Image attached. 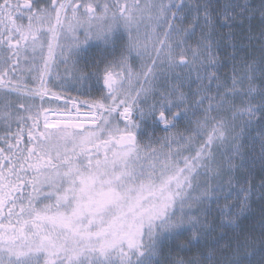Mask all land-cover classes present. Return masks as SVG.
<instances>
[{
	"label": "snow or ice",
	"instance_id": "snow-or-ice-1",
	"mask_svg": "<svg viewBox=\"0 0 264 264\" xmlns=\"http://www.w3.org/2000/svg\"><path fill=\"white\" fill-rule=\"evenodd\" d=\"M145 7L155 9L157 21L167 24L163 39L153 46L155 57L147 44L132 36ZM190 15L192 23L183 28ZM233 21L234 16L225 12L221 26L231 28ZM197 26L201 27L199 42L186 46ZM121 28L128 33V41L117 52L112 36ZM215 28L207 4H185L184 0L146 6L139 0L131 5L121 0H0V87H7L6 77L10 80L11 75H18L22 52L31 50L35 61L47 43L43 69L34 63L28 69L39 72V86L29 91L41 98L47 95L44 75L62 34L72 35V51L93 34L105 45H113L92 67L74 66L75 80H102L106 89L99 98L83 101L89 109L83 118L74 104L75 113L66 110L52 123L45 114L41 130L39 110L27 117H13L11 103L4 102L2 116L7 127L13 118L19 124L32 123L26 131L27 143L23 142L24 127L0 138L7 145L0 148V264H202L199 258H173L171 247L165 255V241L185 237L176 247L190 251L217 228L223 233L238 226L237 220L248 208L250 186L241 189L244 202L238 208L226 205L220 209L219 224L209 220L210 210L205 206L216 188L205 180L208 187L198 196L194 193L201 187L198 177L202 174L222 175L221 167L214 171L209 167L215 160L212 149L228 139L236 118L247 117L244 122L251 124L257 111L264 110V88L254 86L253 64L241 61L244 71L239 75L234 64L232 86L224 92L219 91L224 87L219 77L208 73V90L217 81L219 100L214 104L216 97L205 94L196 101L198 106L205 100L209 103L207 109L202 108L203 122L197 121L186 144L173 150L172 143L185 138L166 136L161 147L168 150L158 152L139 140L145 124L167 131L187 115V106L183 110L182 106L188 97L181 86H144L155 79L157 62L167 63L169 70L195 60L206 69L215 67L218 60L211 40ZM81 29L83 40L77 35ZM174 34L180 38L173 40ZM133 51L151 59L146 72H133L129 63ZM15 87L18 93L22 91L19 84ZM257 95L260 102L253 107L251 100ZM236 96L242 97L241 103L247 101L245 107H237ZM226 104L233 109L231 124L210 115ZM202 137L206 138L196 144ZM239 154L237 145L235 155ZM234 167L230 158L227 171ZM229 264L241 262L237 257Z\"/></svg>",
	"mask_w": 264,
	"mask_h": 264
},
{
	"label": "trees",
	"instance_id": "trees-1",
	"mask_svg": "<svg viewBox=\"0 0 264 264\" xmlns=\"http://www.w3.org/2000/svg\"><path fill=\"white\" fill-rule=\"evenodd\" d=\"M202 4H207L209 10L211 9L214 13L216 36L212 35L214 41L212 46H217L216 70L219 74V83L224 85L219 91L224 92L227 88H231L234 64L239 70L237 75L244 71L241 61L255 66L256 70L252 73L254 86L264 88V74L261 71L264 69V15H262L264 0H202ZM225 12L234 16L231 28L221 26ZM196 28L195 34H201L199 26ZM228 36H230L229 39H227ZM213 95L215 96L216 93ZM241 100L242 97H235L237 107L246 106L247 101L241 103ZM205 101L203 107L207 109L209 101ZM259 102V95L251 100L253 107ZM232 112L233 109L226 104L222 110H214L210 115L216 117L217 120L223 119L231 124ZM246 120L247 117H237L234 122L235 129H228V139L212 149L215 160L210 163L209 167L213 171L221 167L222 175L213 178L212 172H209L208 176L202 174L198 177L202 182L201 187L194 193L197 196L208 187L203 183L205 180L215 187L230 179L233 182L238 180L237 187L242 186L248 189L250 186L247 211L237 223L238 226L229 232L230 237L220 249L219 259L215 264H229L237 257L241 264H264V110L257 111L256 118L251 124L244 122ZM241 128H243L242 132ZM205 138H197L196 144L202 143ZM237 145L243 156L238 160L239 155H235ZM189 154V152L183 153L185 156ZM191 155H195V152L193 151ZM230 158L235 165L232 172L227 171ZM201 172L203 173V169Z\"/></svg>",
	"mask_w": 264,
	"mask_h": 264
},
{
	"label": "rangeland",
	"instance_id": "rangeland-1",
	"mask_svg": "<svg viewBox=\"0 0 264 264\" xmlns=\"http://www.w3.org/2000/svg\"><path fill=\"white\" fill-rule=\"evenodd\" d=\"M178 3L180 0H145L142 6L151 5V4H159V3ZM185 4H202V0H184ZM213 20L214 19V13L212 10H209ZM151 15V18L149 16ZM171 14L169 13V16ZM157 11L155 9H149L147 7L144 8L143 14H142V20L139 23L138 26H134L132 29V36H135L140 40L142 44L148 45V51L151 53L152 57H155V52L152 50L153 46H158L159 39H163L164 37V30L167 28V24H164L162 22H158L156 19ZM175 23L180 24V21H175ZM192 23V17L191 15L188 17L187 20L183 21L182 27L188 28L189 25ZM200 23H203V19L201 16ZM224 27V26H222ZM201 29V27H199ZM197 31V28L195 29ZM205 31H207L205 29ZM115 35H120V41L121 45L126 43L128 41V33L125 32L122 28L118 33H115ZM212 35L216 36L215 31L212 33ZM211 35V40L213 41V37ZM127 36V37H124ZM157 36V37H155ZM201 37V34H192L188 37L186 46L195 47L197 43L199 42ZM180 36L174 34L173 40L179 39ZM230 36H228L227 39H229ZM217 46H212V52L216 53ZM188 59L192 61V53L188 52ZM129 63L131 64L132 70L134 73H143L148 70V66L151 65L152 61L148 56L139 57L136 55V52L133 51L129 58ZM201 64L199 60H195L192 63L183 66L178 67L173 70H169L167 63H164L161 65L159 61L157 62V67L155 69L156 77L152 80V83L149 84L145 82V87H160L161 85L164 86H172V85H179L181 86V90L186 94L188 97L185 105L182 106V110L185 106H187V115L182 116L178 121H176V127L168 129L165 131L163 126H154L150 123H147L144 125L143 130L141 131V134L139 136V140L142 145H148L151 144V147H154L160 151H167V148H162V144L164 143V138L167 136L169 138H179L184 137V140H181L179 144L173 142L171 147L173 150H175L177 147H179L182 144L187 143V138L194 134L196 127H197V121L203 122L205 112L202 110L206 109V107L198 106L196 104V101L200 98L201 95H210L213 97V94L217 93V87L216 82H211V89L208 90V73L214 72L218 77L219 74L217 73L216 66L212 68L206 69L205 67L198 66V64ZM179 74V75H177ZM165 76H167V79H165ZM141 80L144 79V77L141 75ZM136 87H139V85H136ZM220 88L219 90H221ZM216 100L213 101L215 104ZM206 102V101H204ZM74 108V107H73ZM73 113L76 111L72 109ZM55 120L51 119L50 122H54ZM123 126V125H121ZM194 129V131H193ZM149 137L151 138L149 140ZM262 144V142H261ZM162 158V157H161ZM242 154H239L238 159H242ZM243 162V161H242ZM244 172V169H242ZM238 180H235V182L231 181L229 184V180L225 183H221L219 185L220 187L211 186L212 188H216V192L213 193L212 198L209 201L205 202V206L209 208V220H214L217 224H219V221L221 219L220 209L225 208L226 205H238L240 202H244L243 199V192L241 189L242 186L237 187ZM203 189L202 191H204ZM201 191V192H202ZM200 192V193H201ZM200 195V194H199ZM218 197V198H217ZM241 215L239 219L237 220V223L242 219ZM234 229V228H233ZM233 229H228L225 232H221L219 228H217L214 232H212L209 236L203 238L199 244L192 247L190 251L185 250L181 251L176 247L177 244L182 242L185 237H180L179 240H172V241H165L164 246V253L167 255L168 248L171 247L172 249V257L173 258H183L184 260H190L199 258L202 264H215L217 263L219 259V251L223 247L224 242L227 241V239L230 237L229 232ZM211 257V259H208V257Z\"/></svg>",
	"mask_w": 264,
	"mask_h": 264
},
{
	"label": "flooded vegetation",
	"instance_id": "flooded-vegetation-1",
	"mask_svg": "<svg viewBox=\"0 0 264 264\" xmlns=\"http://www.w3.org/2000/svg\"><path fill=\"white\" fill-rule=\"evenodd\" d=\"M111 2V0H109ZM127 2L129 5L133 4L134 0H121V4ZM145 0H139L143 5ZM77 35L83 40L84 32L79 30ZM127 37V36H124ZM135 37V36H133ZM157 37V36H155ZM120 35L113 34L112 40L114 46L119 52L121 45ZM59 46L54 48L53 59L50 61L51 67L45 73L44 79L46 81V88L48 94L43 98L30 92V89H35L39 86V72H29L28 69L35 64L39 69H43V57L48 55L47 43L44 45L42 53L36 54V59L33 61V53L31 50L21 53L20 68L18 75H11L9 80L5 78L7 87H0V138L5 134L11 135L18 131V128L24 127L25 134L23 142L27 143V128L31 126V120H26L23 124H19L15 118L11 121V127H7L3 119V105L5 101H9L12 105L11 111L13 117L16 115L29 116L34 115L37 110L40 112V127L44 126V115L50 113L65 112L76 107L79 108L81 115H85L89 109L83 104V101H93L100 97L101 93L106 91L103 81L97 82L95 78L87 81L74 79V66L84 68L85 65L92 67L97 59H100L102 54L108 52L113 47L112 44L105 45L102 39H98L94 34L91 35L87 43L79 45L78 50L72 51L74 39L71 34H62L59 41ZM63 51V55L61 52ZM27 57V59H25ZM102 67V65H101ZM19 84L22 88L21 92L16 91V85ZM27 85V88L23 86ZM55 93L56 95H53ZM24 105V109H31L25 111L20 109V105ZM74 104L76 107H74ZM74 107V108H73ZM63 114V113H61ZM49 123L50 122L49 120ZM15 142L14 140L12 141ZM3 140L0 139V148H6Z\"/></svg>",
	"mask_w": 264,
	"mask_h": 264
},
{
	"label": "bare ground",
	"instance_id": "bare-ground-1",
	"mask_svg": "<svg viewBox=\"0 0 264 264\" xmlns=\"http://www.w3.org/2000/svg\"><path fill=\"white\" fill-rule=\"evenodd\" d=\"M61 113H63V112H59V113H50V114H48V120H51V119H53V120H57V119H59L60 118V116L62 115ZM81 117L83 118L84 117V115H81Z\"/></svg>",
	"mask_w": 264,
	"mask_h": 264
}]
</instances>
